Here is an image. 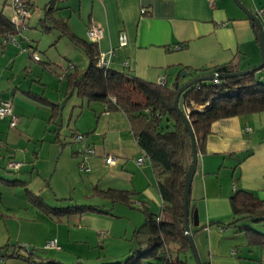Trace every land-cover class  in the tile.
<instances>
[{
    "label": "crops",
    "instance_id": "0c3cea01",
    "mask_svg": "<svg viewBox=\"0 0 264 264\" xmlns=\"http://www.w3.org/2000/svg\"><path fill=\"white\" fill-rule=\"evenodd\" d=\"M237 1L257 15L264 32V0ZM30 3L33 7V0ZM1 10L9 15L8 1H3ZM53 16L86 40L89 26L101 27L97 46L106 53L107 67L147 81L156 82L164 75L168 83L178 77L181 85L208 73L205 68L212 72L225 65L238 71L261 61L257 32L234 0H58ZM32 17L31 10L28 25ZM120 32L127 35L122 46ZM33 35L28 34L29 42H34ZM24 37L15 45L2 43L0 36V103L9 99L18 118L15 126L9 125L8 117L0 118V165L6 168L7 161L20 162L12 180L26 182V189L50 206L91 205L105 213L43 215L28 201L21 185L4 184L9 179L0 173V247L11 243L45 250L37 252L42 258H27L23 250V257L5 258L0 264H45L47 257L70 264L83 257L99 259L102 252L113 257L111 262L118 261L128 254L133 230L143 223L141 203L155 214L164 205L157 178L147 158L137 164L143 152L123 112L106 111L104 104L88 102L75 93L64 99L65 74L83 71L88 59L84 64L68 45L56 58L47 51L45 58L38 54L39 59H33L20 49ZM59 42L52 44L59 49ZM31 45L38 47L33 43L24 47ZM255 76L264 82V67ZM29 93L43 96L51 105ZM52 105L59 115L50 121ZM179 106L183 109L181 96ZM72 130L85 134L83 143L73 140ZM87 145L95 153L86 159L89 170L84 171L79 168V150ZM203 148L198 152L188 205L195 208L198 227L202 226L190 224L201 262L264 264V222L247 217L227 226L236 217L229 200L235 191L264 200V111L213 121ZM107 155L115 161L106 163ZM94 185L134 191L132 206L95 196ZM253 231L261 233V243H256L259 235ZM50 239H56L60 249L44 248ZM170 246L175 258L177 245ZM189 254L178 256L187 261ZM140 264L157 263L149 259Z\"/></svg>",
    "mask_w": 264,
    "mask_h": 264
},
{
    "label": "trees",
    "instance_id": "16d2710c",
    "mask_svg": "<svg viewBox=\"0 0 264 264\" xmlns=\"http://www.w3.org/2000/svg\"><path fill=\"white\" fill-rule=\"evenodd\" d=\"M57 1L49 0L44 6V16L41 20L43 30L45 32L52 29L58 30L60 36H65L72 44L82 49L88 59L87 67L83 71L73 70L65 74L64 99L67 100L75 93L78 98L86 99L88 102L104 104L106 111H121L124 113L133 139L143 152L141 158L148 159L157 178L158 190L164 202L158 214H155L145 204L141 203L139 209L144 216V220L140 226L133 230L132 246L125 257L115 262L94 264H140L142 261L149 259L156 261L157 264H188L184 258L178 256L179 253H191L184 234L182 198L184 174L191 160V150L189 136L180 116L173 107L176 94L175 83H178V77L172 82L168 83L165 80V83L160 84L141 79L130 73L113 70L107 66H99L100 50L97 42L76 36L63 19H57L53 16ZM26 2L31 10L30 0H26ZM252 28L256 33L257 28L254 25H252ZM6 33L15 36L19 34L9 22L8 16L0 10L1 38ZM28 47L31 49V46ZM182 47L183 45L179 46V48ZM202 70L211 73L208 71L210 69L205 68ZM255 75L256 71L225 80L200 81L182 92L183 111L186 108L190 110L186 116L195 136L197 152L203 151L204 142L213 121L264 111V82L258 81ZM29 94L38 101L51 105V102L43 96ZM206 104L207 107L202 111L194 107V105L204 106ZM51 108L54 112L50 115V121L56 119L59 115L57 106L52 105ZM76 133L79 132H73L72 138L75 142H78L74 139ZM83 147L79 150L81 160ZM89 156L92 155H88L86 159ZM86 159L84 162L87 166ZM6 169L7 171L18 170L9 168L7 163ZM3 183L8 186L21 185L25 189L28 201L43 215L61 216L81 214L86 211L105 213L104 210L98 207L83 204L53 207L46 204L41 196L27 190L24 181L3 180ZM92 193L113 203H121L128 207L133 204L131 196L134 191L132 190L112 187L101 188L94 185ZM64 200L69 201L70 199ZM229 200L232 214L236 217L227 226H233L241 218L247 217L264 222V200H260L244 190L235 191ZM189 222L197 229L202 228V226L198 227L195 208H189ZM255 234L259 235L256 243H261L263 241L261 233ZM170 244L177 245L175 258H171ZM23 250L26 251L25 257L27 258L32 256L41 257L33 249L19 244L7 243L0 247V260L23 257ZM45 259L47 260L45 264H66L53 258L47 257ZM70 264L90 263L76 260ZM201 264L208 263L202 261Z\"/></svg>",
    "mask_w": 264,
    "mask_h": 264
},
{
    "label": "water",
    "instance_id": "95a60500",
    "mask_svg": "<svg viewBox=\"0 0 264 264\" xmlns=\"http://www.w3.org/2000/svg\"><path fill=\"white\" fill-rule=\"evenodd\" d=\"M237 5L245 12V14L250 18L252 21V25H254L257 28V38H258V43L260 47V52H261V61L258 65L251 67L246 70H238V71H230L227 66H220L214 69L213 72L208 73V74H203L199 75L196 77L191 78L190 80L186 81L185 83L178 85V83H175L176 87V94L173 100V107L175 111L178 113L180 116L183 126L189 136L190 140V150H191V160L187 165L185 174H184V188H183V219H184V234L187 238V241L189 243L191 253L193 257L196 260L197 264H201V259L199 257L198 251L196 249L195 243L193 236L190 232V222H189V207H188V202H189V194H190V187H191V182L193 175L196 170L197 166V158H198V152L196 149V140L195 136L192 130V127L189 123L188 117L184 113L183 109L180 108L179 106V98L182 94L183 91H185L187 88L190 86L196 84L197 82L200 81H213V80H225L228 78H234V77H240L243 76L247 73H251L254 71H257L264 67V32H263V27L261 24L260 19L257 17L256 14L252 13L251 11H248L247 9H244L238 3L237 0H234ZM39 253H44L45 250H37Z\"/></svg>",
    "mask_w": 264,
    "mask_h": 264
},
{
    "label": "built area",
    "instance_id": "2783aa9c",
    "mask_svg": "<svg viewBox=\"0 0 264 264\" xmlns=\"http://www.w3.org/2000/svg\"><path fill=\"white\" fill-rule=\"evenodd\" d=\"M211 1V0H209ZM9 8H10V13L8 15L9 22L13 26V28L18 32H22L23 30H27L29 28L28 21L31 15V10L29 7V4L26 2V0H9ZM145 9H142L141 12H144ZM103 31L102 28L96 25H91L87 28L86 30V35L88 39H90L93 42H97L101 37H102ZM118 42L119 45H125L127 42V35L125 32H120L118 34ZM2 43H11V44H18L17 38L14 34H9L6 33L2 36ZM179 46H177L178 48ZM27 50H30L29 47H27ZM109 54L112 53V50L108 51ZM105 55L106 53L100 52L99 54V59H98V64L99 66H107L106 65V60H105ZM31 57L33 59H39L38 56L32 51L31 52ZM72 65H69V68H71ZM165 77L164 75H161L157 79V83L163 84L165 83ZM202 106V105H200ZM194 107L197 108V110L202 111L207 107V104L203 106V109L199 108V105H194ZM190 110L189 108H186L184 110V113L187 115ZM8 117L9 119V125L10 126H15L18 118L17 116L13 113L12 110V104L10 100H4L0 103V118ZM74 139L78 142L84 141L85 136L83 133H76ZM83 155H82V160L80 163V168L84 170H88L89 168L85 165L84 160L88 155H93L95 153V150L91 146H84L83 147ZM115 161L114 157L111 155H107L105 157V162L106 163H113ZM143 161L142 158L137 159V164H140ZM7 166L11 169H18L20 166V162H16L13 160H10L7 162ZM44 248H54V249H60V246L58 245L56 239H50L48 240Z\"/></svg>",
    "mask_w": 264,
    "mask_h": 264
},
{
    "label": "rangeland",
    "instance_id": "374dc122",
    "mask_svg": "<svg viewBox=\"0 0 264 264\" xmlns=\"http://www.w3.org/2000/svg\"><path fill=\"white\" fill-rule=\"evenodd\" d=\"M3 1L4 0H0V10L3 8ZM6 1H8V0H6ZM48 1L49 0H33V4L34 5H33V7H31L33 17H32V19H31V21L29 23L31 28L29 30H23L22 32H20L16 36V38H18L20 44H21L20 38L25 36L24 39H25V44L26 45L29 44V43H33V45L36 44L38 47L33 49V46L31 45V49L28 51L27 50V46L24 47V45H25L24 44V45H22V47H20V49L22 51L26 52L27 54L28 53L31 54V51H34V53L37 56L39 54V55H41L42 58H45L44 54L48 51L49 55H51V56L56 58L58 56V52L60 51V49H62L64 47V45H68L71 49L74 50V54H76V56H79V57H81L83 59L84 64H85L87 56L82 51V49H80L79 47H77L74 44H72L65 36H60V33H59L58 30L52 29L50 33H44L43 32L42 25H41V20H42V18L44 16V6H45V4ZM5 11L7 12L8 10L5 9ZM144 12H145V10H144ZM30 32L34 33L33 37L35 39H33V40H34L35 43L33 41L29 42V40L27 39V38H29L28 34ZM26 33H27V35H26ZM41 35H43V36H41ZM55 40L56 41L60 40V42H59L60 48L59 49L55 48V45L52 44ZM38 58H39V56H38ZM180 74L182 75V74H184V72L181 71ZM258 75L259 74H257V77H258ZM18 82L19 81L16 82V84H15L16 86H18V84H19ZM7 100H9V99H7ZM73 132H74V130L71 131V133H73ZM67 140H69V138H67ZM33 141L35 142V140H33ZM67 146H69V145H67ZM39 165H40V163H39ZM0 173L5 175L9 180H12L14 178V176L16 175L15 171H7L3 163L0 165ZM86 175L87 174L84 173V175H82V177L84 178V177H86ZM115 212H117V210ZM169 250H170V254L173 255L171 247H170ZM110 252L112 253V251H110ZM105 253L106 252H102V254H101L102 257H100L99 259H97V258L93 259L94 257H91L90 259H86V257H83L81 260H83L86 263H90V264L100 263L102 261L103 262H111L113 260V257H110L109 255L105 256L104 255ZM187 261H188L189 264H197L195 258L193 257V255H190V254L187 257Z\"/></svg>",
    "mask_w": 264,
    "mask_h": 264
},
{
    "label": "bare ground",
    "instance_id": "6f19581e",
    "mask_svg": "<svg viewBox=\"0 0 264 264\" xmlns=\"http://www.w3.org/2000/svg\"><path fill=\"white\" fill-rule=\"evenodd\" d=\"M199 108H200V109H203V106H200V105H199Z\"/></svg>",
    "mask_w": 264,
    "mask_h": 264
}]
</instances>
